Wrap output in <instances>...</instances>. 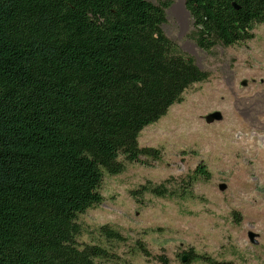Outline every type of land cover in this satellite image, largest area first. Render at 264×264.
Instances as JSON below:
<instances>
[{
    "label": "trees",
    "instance_id": "16d2710c",
    "mask_svg": "<svg viewBox=\"0 0 264 264\" xmlns=\"http://www.w3.org/2000/svg\"><path fill=\"white\" fill-rule=\"evenodd\" d=\"M235 3L238 8L234 7ZM168 0H0V264L113 261L128 237L80 214L103 200L104 173L157 159L138 136L206 80L164 32ZM198 47L252 38L264 0H184ZM197 176L209 178L198 164ZM148 181L132 191L172 196ZM186 190L184 189L183 192ZM133 249L149 251L142 239ZM186 258L193 257L191 250ZM209 264L217 261L206 259ZM162 264L168 258L158 255Z\"/></svg>",
    "mask_w": 264,
    "mask_h": 264
},
{
    "label": "rangeland",
    "instance_id": "374dc122",
    "mask_svg": "<svg viewBox=\"0 0 264 264\" xmlns=\"http://www.w3.org/2000/svg\"><path fill=\"white\" fill-rule=\"evenodd\" d=\"M168 1L165 34L208 78L140 131L138 145L157 148V159L141 156L143 162H126L121 173H104L102 202L78 217L87 230L79 240L90 242V231L96 235L102 224L128 237L115 260L96 264H162L159 254L168 264H209L200 256L218 264H264V22L250 39L205 50L192 37L184 0ZM215 110L222 119L207 122ZM198 164L209 178L197 176L188 185ZM148 181H168L176 193L132 194ZM135 239L145 242L149 256L133 249ZM188 250L193 257L182 261Z\"/></svg>",
    "mask_w": 264,
    "mask_h": 264
},
{
    "label": "water",
    "instance_id": "95a60500",
    "mask_svg": "<svg viewBox=\"0 0 264 264\" xmlns=\"http://www.w3.org/2000/svg\"><path fill=\"white\" fill-rule=\"evenodd\" d=\"M233 5H234V7L238 8V6L235 3H233ZM242 85H245V81H242ZM205 119H206L207 122L219 121V120L222 119V114H221L220 111L215 110V111H212V112L208 113L206 115ZM219 188L223 189L224 185L221 184L219 186ZM255 235L256 234L253 231H248V237H249L250 241L253 242V243L257 242L256 239H255ZM185 259H186V256H183L182 257V261H185Z\"/></svg>",
    "mask_w": 264,
    "mask_h": 264
},
{
    "label": "bare ground",
    "instance_id": "6f19581e",
    "mask_svg": "<svg viewBox=\"0 0 264 264\" xmlns=\"http://www.w3.org/2000/svg\"><path fill=\"white\" fill-rule=\"evenodd\" d=\"M238 142H241V140H238ZM241 144V143H240Z\"/></svg>",
    "mask_w": 264,
    "mask_h": 264
}]
</instances>
